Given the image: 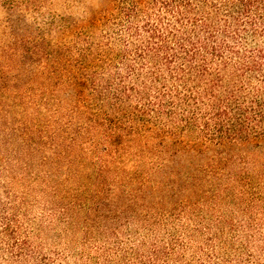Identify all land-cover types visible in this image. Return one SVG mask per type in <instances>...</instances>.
Returning <instances> with one entry per match:
<instances>
[{
  "label": "rangeland",
  "instance_id": "rangeland-1",
  "mask_svg": "<svg viewBox=\"0 0 264 264\" xmlns=\"http://www.w3.org/2000/svg\"><path fill=\"white\" fill-rule=\"evenodd\" d=\"M163 1L0 0V264H264V140L131 73Z\"/></svg>",
  "mask_w": 264,
  "mask_h": 264
},
{
  "label": "trees",
  "instance_id": "trees-1",
  "mask_svg": "<svg viewBox=\"0 0 264 264\" xmlns=\"http://www.w3.org/2000/svg\"><path fill=\"white\" fill-rule=\"evenodd\" d=\"M161 3L134 53L139 71H131L162 82L156 110L193 101V123L202 120L217 146L264 140V0H193L192 20L184 13L188 0ZM205 97L212 102L202 116Z\"/></svg>",
  "mask_w": 264,
  "mask_h": 264
}]
</instances>
